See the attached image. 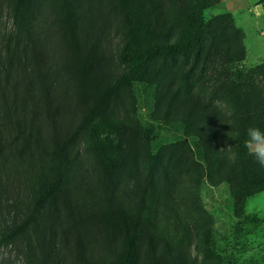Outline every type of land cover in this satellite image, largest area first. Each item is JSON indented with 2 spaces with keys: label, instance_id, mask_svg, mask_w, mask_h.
I'll return each mask as SVG.
<instances>
[{
  "label": "rangeland",
  "instance_id": "obj_1",
  "mask_svg": "<svg viewBox=\"0 0 264 264\" xmlns=\"http://www.w3.org/2000/svg\"><path fill=\"white\" fill-rule=\"evenodd\" d=\"M196 5L0 0L2 48L18 41L22 65L34 71L38 147L15 161L8 179L25 216L27 207L39 211L35 238L46 246L38 256L119 264L134 237L136 264H264V190L239 203L219 174L237 156L225 139L234 129L226 91L192 52L196 63L179 51L185 7L192 13ZM221 8L238 32L215 51L244 55L221 71L264 96V74L250 76L264 71V0H221L206 19ZM128 43L130 64L122 60ZM185 98L205 110L188 120ZM206 108L224 130L219 143L196 137L216 122ZM1 259L34 264L6 250Z\"/></svg>",
  "mask_w": 264,
  "mask_h": 264
},
{
  "label": "trees",
  "instance_id": "obj_2",
  "mask_svg": "<svg viewBox=\"0 0 264 264\" xmlns=\"http://www.w3.org/2000/svg\"><path fill=\"white\" fill-rule=\"evenodd\" d=\"M220 4L221 0H197L192 13L189 12L191 8L185 7L187 11L183 13L185 31L179 51H183L184 60L196 63L190 57L192 52L193 56L199 60L203 71L214 72L217 89L226 91L223 94L233 113L231 123L234 129H232V136L225 139L228 140L231 148L237 150V156L235 160L228 162L219 174L230 184L237 201L243 203L247 198L264 190V175L259 174L252 167L260 166L244 145L249 127L257 126L264 130V122L261 123L264 120V96L251 82L238 83L228 73L221 71L224 66L235 61H243L244 55L232 57L231 51L225 54H221L220 50L215 51L221 43L229 42L227 39L231 30L238 32L232 23L231 15L222 8L220 13L213 15L209 20L206 19L205 12L219 7ZM240 46L244 50L242 40ZM5 47L7 51L2 48L0 41V258L6 250L15 254L17 258L26 257L28 262L34 264H55L48 251H45L43 256H38V248L43 249L46 246L45 239L35 238L39 211L27 207L25 210L28 215L25 216L8 179L15 161L28 156L38 147L37 138L40 130L37 131L35 125L37 113L34 103L32 66L25 63L22 65L21 45L18 41L14 45H5ZM166 51L169 52L167 48ZM233 59L236 60L232 61ZM122 60L126 64L134 62V45L128 43L125 46ZM259 74H264L261 67L253 70L250 76ZM193 89L191 87L188 90L189 96H193ZM184 110L188 111L186 115L188 120H191L197 112H203L205 107L198 100L185 98ZM210 112L212 119L216 120L217 115L212 113L211 109H208L205 114ZM221 117L226 125L231 124L224 114ZM221 128V123L216 120L207 133H203L198 128L196 137L210 143H219L224 132ZM24 238H27L26 242ZM127 241L124 252L119 257V264H136L137 241L134 237H128ZM3 261L1 259L0 264H3Z\"/></svg>",
  "mask_w": 264,
  "mask_h": 264
},
{
  "label": "clouds",
  "instance_id": "obj_3",
  "mask_svg": "<svg viewBox=\"0 0 264 264\" xmlns=\"http://www.w3.org/2000/svg\"><path fill=\"white\" fill-rule=\"evenodd\" d=\"M244 145L255 162L264 168V130L257 126L249 127Z\"/></svg>",
  "mask_w": 264,
  "mask_h": 264
}]
</instances>
